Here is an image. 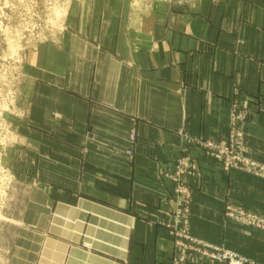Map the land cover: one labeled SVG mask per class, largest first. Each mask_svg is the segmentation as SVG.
<instances>
[{
    "label": "crops",
    "instance_id": "0c3cea01",
    "mask_svg": "<svg viewBox=\"0 0 264 264\" xmlns=\"http://www.w3.org/2000/svg\"><path fill=\"white\" fill-rule=\"evenodd\" d=\"M29 71L37 179L13 264H170L177 184L165 175L179 159L198 167L184 178L193 236L264 260V232L224 217L229 201L264 216V180L225 172L181 135L224 143L233 100L259 99L245 150L264 164V0H156L140 12L99 0Z\"/></svg>",
    "mask_w": 264,
    "mask_h": 264
},
{
    "label": "rangeland",
    "instance_id": "374dc122",
    "mask_svg": "<svg viewBox=\"0 0 264 264\" xmlns=\"http://www.w3.org/2000/svg\"><path fill=\"white\" fill-rule=\"evenodd\" d=\"M129 1V0H128ZM156 0H132L138 12ZM189 0H179V2ZM99 0H0V264H13L16 238L23 226L28 210L31 186L37 175L30 144V122L23 104L30 88V66L36 53L47 44H59L63 25L69 16L81 8L95 6ZM261 110L259 99L245 97L233 100L228 120L226 142L193 138L181 135L187 143L204 150L219 162L225 172L242 171L263 179L243 168L232 167L227 161V150L242 160L264 167V164L246 155L247 130L255 115ZM175 172L165 175L177 185L168 200L169 219L164 223L174 237V253L170 264H190L194 258L235 264L221 259L226 253L234 254L251 264H264L263 259L249 257L223 245L200 240L191 232V204L193 193L184 186L186 176H196L198 167L192 160L179 159ZM224 217L228 222L249 232H264V216L240 204L226 202ZM28 228V227H27ZM207 254V255H206Z\"/></svg>",
    "mask_w": 264,
    "mask_h": 264
},
{
    "label": "built area",
    "instance_id": "2783aa9c",
    "mask_svg": "<svg viewBox=\"0 0 264 264\" xmlns=\"http://www.w3.org/2000/svg\"><path fill=\"white\" fill-rule=\"evenodd\" d=\"M225 155H226L227 161L229 163V164H227L228 166L231 165L232 167H236V168L240 167V168L246 169L250 173H254L258 176L264 177V167H262L258 164H254V163L249 162V161L242 160L238 155H235L233 152H231L229 150H227V152H225ZM220 258L221 259L222 258L223 259H230L235 264H251L250 261L238 259V257L236 255L230 254V253H226L223 256H220Z\"/></svg>",
    "mask_w": 264,
    "mask_h": 264
}]
</instances>
